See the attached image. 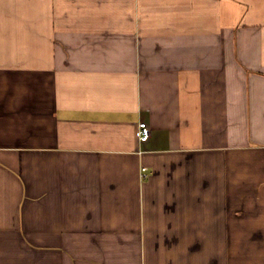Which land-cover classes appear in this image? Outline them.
Here are the masks:
<instances>
[{
	"label": "crops",
	"instance_id": "0c3cea01",
	"mask_svg": "<svg viewBox=\"0 0 264 264\" xmlns=\"http://www.w3.org/2000/svg\"><path fill=\"white\" fill-rule=\"evenodd\" d=\"M0 264H264V0H0Z\"/></svg>",
	"mask_w": 264,
	"mask_h": 264
},
{
	"label": "built area",
	"instance_id": "2783aa9c",
	"mask_svg": "<svg viewBox=\"0 0 264 264\" xmlns=\"http://www.w3.org/2000/svg\"><path fill=\"white\" fill-rule=\"evenodd\" d=\"M150 136V128L146 124V122L141 121L139 123V129H138V139L141 142L146 141Z\"/></svg>",
	"mask_w": 264,
	"mask_h": 264
}]
</instances>
